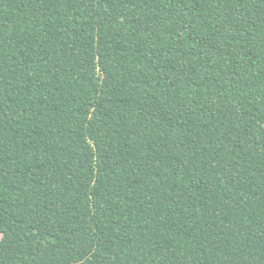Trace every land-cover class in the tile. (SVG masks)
I'll return each instance as SVG.
<instances>
[{
	"label": "trees",
	"instance_id": "trees-1",
	"mask_svg": "<svg viewBox=\"0 0 264 264\" xmlns=\"http://www.w3.org/2000/svg\"><path fill=\"white\" fill-rule=\"evenodd\" d=\"M0 264H264V0H0Z\"/></svg>",
	"mask_w": 264,
	"mask_h": 264
}]
</instances>
